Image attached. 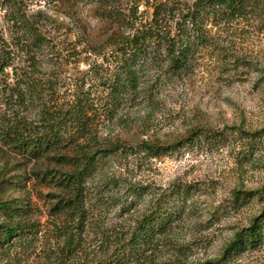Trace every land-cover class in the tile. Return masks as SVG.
I'll return each mask as SVG.
<instances>
[{
    "label": "trees",
    "instance_id": "obj_1",
    "mask_svg": "<svg viewBox=\"0 0 264 264\" xmlns=\"http://www.w3.org/2000/svg\"><path fill=\"white\" fill-rule=\"evenodd\" d=\"M62 1L68 10L81 2L95 4L97 14L110 28L106 42L114 46L109 55L112 70L108 75L95 70L97 89L79 88L72 103L59 104L54 80L13 69L14 84L3 88L12 112L2 118L0 140L12 153L35 159L36 166L32 178L25 173L0 174V262L22 264L35 254L34 262L24 264H188V245L177 244L173 230L185 219L193 185H176L157 193L124 180L126 184H121L120 177L101 171L95 187L93 173L99 162L118 154L157 157L174 152L177 146H217L231 135L226 130L196 125L184 140L172 144L148 140L132 144L118 137L100 138L94 123L100 113L112 118L124 106L155 104L159 86L166 79L187 75L198 50L219 48L210 32L213 27L230 30L233 24L242 23L264 29V0H194L186 9L157 5L147 21L122 13V0ZM27 5V0H3L10 37L5 39L0 33V74L13 66L18 51L33 59L34 54L52 46L48 19L41 11L29 12ZM234 66H245L264 78V66L257 60L242 58ZM99 93L100 105L95 100ZM36 99L40 100V114L37 123H30L21 108ZM237 130L252 143L260 134ZM42 160L48 162L38 163ZM31 179L57 190L48 209L50 227L40 236L28 198H4L10 191L29 192ZM147 196L145 208L137 211L134 207ZM231 198L233 207L257 198L258 214L234 231L216 257L192 264H226L264 246V192L235 188ZM111 203L120 206L123 223L118 227L108 226L97 215L103 207L108 212ZM34 240L40 241L39 253ZM162 248H169L170 254L158 262L156 256Z\"/></svg>",
    "mask_w": 264,
    "mask_h": 264
},
{
    "label": "rangeland",
    "instance_id": "obj_2",
    "mask_svg": "<svg viewBox=\"0 0 264 264\" xmlns=\"http://www.w3.org/2000/svg\"><path fill=\"white\" fill-rule=\"evenodd\" d=\"M193 1L122 0L120 9L124 14L130 13L147 21L157 5L186 9ZM27 3L29 12L41 11L48 19L52 46L34 54L33 59L18 51L13 66L0 74V131L2 118L12 112L5 103L3 88L14 84L15 67L18 71L34 72L43 80H54L59 104L72 103L79 88L84 91L90 86L97 89L95 70L103 75L112 70L109 55L114 46L106 42L110 28L97 14L95 4L81 2L68 10L62 0H27ZM5 11L3 0H0V33L9 39ZM231 27L230 30L211 29L219 48L211 46L198 50L187 75L166 79L159 86L155 104L140 108L124 106L112 118L100 113L94 123L100 138L118 137L132 144L142 140L172 144L184 140L196 125L226 130L231 135L228 141L217 146H177L174 152L157 157L140 159L118 154L99 162V168L93 173L91 183L95 187L101 171L120 177L121 184H126L124 180L157 193L176 185H193L194 191L186 202L185 219L173 230L177 244L188 245V264L216 257L234 231L258 214L260 201L257 198L233 207V189H260L264 192V78L245 66H234L242 58L257 60L260 66H264V29L242 23ZM99 95L95 100L100 105ZM40 105V100L36 99L21 108L28 122L37 123ZM237 128L260 134L252 143ZM44 162L48 161L38 163ZM35 166V159L12 153L0 140L1 176L25 173L32 178L31 171ZM27 186L29 192L10 191L4 194V198L20 195L28 198L34 207L31 217L38 221L41 229L40 236L50 227L49 219L52 218L48 209L57 190L35 183L34 179L28 180ZM115 192L122 194L123 190ZM148 200L147 196L134 208L141 212ZM119 207V204L111 203L108 212L103 207L98 209L97 215L100 214V219L108 226L118 227L123 223ZM34 245L39 253L40 241L34 240ZM169 254V248H162L156 261H164ZM34 257L32 254L25 258L22 264L34 262ZM226 264H264V246L232 258Z\"/></svg>",
    "mask_w": 264,
    "mask_h": 264
}]
</instances>
